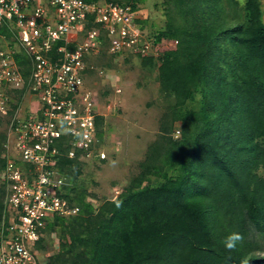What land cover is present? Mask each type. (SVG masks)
Returning <instances> with one entry per match:
<instances>
[{
	"label": "trees",
	"instance_id": "trees-1",
	"mask_svg": "<svg viewBox=\"0 0 264 264\" xmlns=\"http://www.w3.org/2000/svg\"><path fill=\"white\" fill-rule=\"evenodd\" d=\"M114 1L137 11L142 0ZM164 3L165 25L149 37L155 45L168 47L159 56L160 65L152 56L140 58L145 67L157 65L161 91L173 96L161 116L159 140L143 171L96 212L86 200L94 195L77 184L84 164L80 151L69 158L65 139L55 143V167L68 183L62 195L79 210L46 221L36 249L48 251L47 238L55 227L61 240L44 264H264L259 253L264 244L261 0ZM136 23L144 28L143 20ZM97 26L89 22L86 29ZM0 32L7 33L3 28ZM14 57L27 79L29 59L21 52ZM22 94L14 92L12 110ZM102 122L97 116L98 145ZM176 122L180 135L173 138ZM4 123L0 116V125ZM6 138V132L0 133V173ZM151 176L157 178L154 184ZM5 196L0 183V231L6 224ZM231 233L242 239L229 250L224 241Z\"/></svg>",
	"mask_w": 264,
	"mask_h": 264
},
{
	"label": "built area",
	"instance_id": "built-area-1",
	"mask_svg": "<svg viewBox=\"0 0 264 264\" xmlns=\"http://www.w3.org/2000/svg\"><path fill=\"white\" fill-rule=\"evenodd\" d=\"M137 18L130 5L114 0H0V30L7 32H0V116L8 125L0 264H40L36 243L46 221L78 212L62 195L68 183L55 167V143L65 139L69 158L80 151L81 160L106 159L96 137L95 119L102 115L95 93L84 87L83 75L93 68L86 59L101 49L110 57H146L155 44ZM89 22L98 26L87 30ZM17 52L29 59L27 79ZM16 90H23L21 100L31 98L27 110L21 102L10 107Z\"/></svg>",
	"mask_w": 264,
	"mask_h": 264
},
{
	"label": "rangeland",
	"instance_id": "rangeland-1",
	"mask_svg": "<svg viewBox=\"0 0 264 264\" xmlns=\"http://www.w3.org/2000/svg\"><path fill=\"white\" fill-rule=\"evenodd\" d=\"M166 9L164 0L139 2L137 19L144 21L145 37L163 29ZM261 9L264 21V0H261ZM153 39L149 38L152 42ZM1 46L5 47V44L2 42ZM166 47L168 43L154 45L146 51L147 57H154L157 65H160L159 56ZM101 50L87 56L86 64L93 68L83 75V81L84 87L95 93L103 117L99 146L107 157L104 160L93 157L84 159L77 180L80 188L94 195L86 198L94 212L105 201L116 199L143 171L151 147L159 140L161 116L166 107L173 103V96L161 91L157 65L153 68L143 66L142 57L136 54L127 53L113 58L106 53L102 55ZM30 101L31 98L26 96L21 100V107L27 110ZM4 120L7 118L4 117ZM180 128V122H176L171 134L173 138H177L176 131ZM7 131V124L0 125V133ZM260 174L264 175V171L260 170ZM156 179L151 176L150 183L154 184ZM60 240L58 227H55L47 238L48 251L37 255L40 264H44L47 257L59 249ZM262 247L259 253L264 255V244Z\"/></svg>",
	"mask_w": 264,
	"mask_h": 264
},
{
	"label": "clouds",
	"instance_id": "clouds-1",
	"mask_svg": "<svg viewBox=\"0 0 264 264\" xmlns=\"http://www.w3.org/2000/svg\"><path fill=\"white\" fill-rule=\"evenodd\" d=\"M241 239H242V237H241L240 234H238V233H231V234H229V235L226 237V239H225V241H224V246H225L227 249H229V250L234 249V248L237 246L238 242H239Z\"/></svg>",
	"mask_w": 264,
	"mask_h": 264
}]
</instances>
